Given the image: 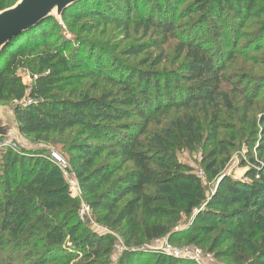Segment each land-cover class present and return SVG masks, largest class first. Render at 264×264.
<instances>
[{
  "label": "trees",
  "instance_id": "obj_1",
  "mask_svg": "<svg viewBox=\"0 0 264 264\" xmlns=\"http://www.w3.org/2000/svg\"><path fill=\"white\" fill-rule=\"evenodd\" d=\"M16 2L1 0L0 10ZM174 11L159 0H81L62 21L86 32L115 25L129 36L133 26L144 31L143 38L152 31L159 35L125 48L127 58L159 49L161 36L176 38L177 56L184 58L180 70L159 68L163 49L159 58L146 56L132 65L106 60L76 33L81 43L71 50L68 42L59 47L51 39L53 17L18 34L0 53V105L17 102L15 115L27 140L48 144L54 135L73 130L88 139L68 149L77 198L66 194L58 165L43 150L0 148L2 250L26 248L21 254L26 264H108L119 233L133 246L125 255L129 264H190L144 249L164 237L178 245L208 244L232 264H264V117L257 133L259 160L251 159L246 177L252 181L246 183L223 174L235 137H221L217 114L206 130L197 116L218 110L219 100L229 113L237 110L223 85L231 82L229 62L236 60L245 30L263 24L256 30L257 36L264 34V0H192L187 16ZM21 68L37 76L30 86L23 83ZM244 98L239 111L247 122L257 96ZM169 117L168 126L153 129ZM198 147H204L201 167L208 179L219 181L209 200L186 202L184 190L203 186L178 153ZM81 200L109 232L89 230L79 217ZM183 215L191 221L176 230ZM33 254L38 258L31 259Z\"/></svg>",
  "mask_w": 264,
  "mask_h": 264
},
{
  "label": "rangeland",
  "instance_id": "obj_2",
  "mask_svg": "<svg viewBox=\"0 0 264 264\" xmlns=\"http://www.w3.org/2000/svg\"><path fill=\"white\" fill-rule=\"evenodd\" d=\"M1 1V0H0ZM18 1V0H17ZM161 3L167 5H174L177 15L187 16V10L191 5V1L187 0H159ZM194 15V14H193ZM192 15V16H193ZM195 16V15H194ZM56 20V23L52 24L51 29V39H54L58 42L59 47L66 42L70 43L69 50H71L72 45L74 46L78 43H81L80 39L84 41L87 45H92L95 48V51H99L101 55L108 61H120L126 62L130 61L132 65L138 64V61L146 56H151L152 59L159 58L160 49H163V60L159 68H166L168 70H180L184 62V58H179L177 56L176 48L178 40L176 38L166 39L164 36L160 37L161 47L158 49L150 48L149 52L139 56L138 58L132 57L127 58L122 54V51L128 46L141 42H150L151 38H155L159 35L155 32H150L149 36L143 38V30L139 33L135 32L134 26L133 30L129 36V33L124 31L121 28L116 27L115 25L107 26L106 28H100L97 31L86 32L78 27H73L68 25V22H63L62 19L53 17ZM177 18H180L177 17ZM186 22H183L182 26ZM263 24L254 25L255 28L245 30L247 36H244L241 41L244 42L242 46L239 47V52L237 58L231 64V69L229 70L228 75L230 77V83L224 84L223 88L228 92L229 97L234 100V106L237 107L235 112H228V108L224 103L219 100V109H211L209 113L202 111L197 112V116L202 127L206 130L209 126V123L216 118L221 124V137L226 140H231L235 137L233 145L230 146V161L226 168L223 170L224 175L231 176L234 179L242 180L243 182L249 183L252 180L246 177V172L252 168L251 159L259 160L258 152L256 150L260 135L257 134L260 132L259 121L264 117V34L262 37L257 36V30L262 27ZM188 28V27H187ZM256 30V31H255ZM76 33V34H75ZM251 33V34H248ZM206 39L211 40V32H206ZM238 35L236 34L235 37ZM75 39V40H74ZM248 39V40H247ZM262 45V46H261ZM229 51V50H228ZM112 63V62H111ZM113 64V63H112ZM151 66V65H148ZM19 75L22 78V81L25 85L30 86L35 79L32 77L30 71L27 68H21L19 70ZM94 81L88 82V87ZM103 86V85H101ZM106 89H110L109 86ZM251 94L257 96V105L254 108V111L251 112L247 122L244 120L243 113L239 111L246 105L245 95ZM26 101H24L25 103ZM17 102L15 100L10 101L2 106L9 107L11 109L15 108ZM180 115L181 113L173 112V116ZM161 124H155L153 129H161L168 126L167 119H162ZM159 126V127H158ZM87 136H81L78 130H73L64 135H54L51 143H33L28 140L29 143L38 146L33 148V150H43V156L50 158L54 163L58 165L59 171L63 178L65 179L68 189L66 194H69L70 198H77L80 195L78 180L76 178V172L72 167V162L70 160L68 149L74 143H82L87 141ZM96 140H91V143H95ZM204 147H198L195 151H190L184 149L178 153L179 161L192 167L193 173H195L202 181L203 189L198 191L195 187H189L184 190V196L186 202L190 199L197 198L202 203L205 200H209L215 192L218 181L208 179V176L205 174L204 170L201 167L202 153ZM65 195V194H64ZM56 197H62V194H58ZM67 199V198H66ZM82 201V200H81ZM69 202L66 203V206ZM86 204L82 201L81 209L79 212L80 219L88 225L89 230H94L99 233L109 232L108 228L98 225L93 216L92 212L90 214H84L82 216L83 208ZM201 205V204H200ZM87 215V216H85ZM191 221V216L187 217L186 215L182 216L181 222L176 227V230L181 229L184 225H188ZM116 237V243L114 250L111 256L108 258V264H129L130 261L125 257L127 250L131 247L126 243L125 239L119 233H114ZM166 238L161 240H155L153 242H148L145 245L144 249L150 251L151 254L154 253H163L159 248L161 244L165 241ZM172 244V243H171ZM174 248L184 249L188 244H172ZM208 244L198 246L193 245L192 250L198 252L200 255L201 261L208 264H232L230 260L226 258L217 257L215 253L209 251ZM0 242V264H6L7 259L13 261V264H26L24 262V257L21 256L24 252H27L26 248H17L14 246H5L4 249H1ZM66 247H71V244L68 243ZM197 247V248H196ZM225 249V247L221 248ZM148 254V253H146ZM164 254V253H163ZM174 257H178L173 255ZM38 255L33 254L31 259H37ZM125 259V262H124ZM190 260V264H197L194 260ZM79 260L74 261L77 263ZM155 261V260H153Z\"/></svg>",
  "mask_w": 264,
  "mask_h": 264
},
{
  "label": "water",
  "instance_id": "obj_3",
  "mask_svg": "<svg viewBox=\"0 0 264 264\" xmlns=\"http://www.w3.org/2000/svg\"><path fill=\"white\" fill-rule=\"evenodd\" d=\"M81 0H18L13 6L0 10V53L18 34L25 32L44 19H62L64 12ZM14 141L22 150L38 146L21 134L15 109L0 105V139Z\"/></svg>",
  "mask_w": 264,
  "mask_h": 264
},
{
  "label": "built area",
  "instance_id": "obj_4",
  "mask_svg": "<svg viewBox=\"0 0 264 264\" xmlns=\"http://www.w3.org/2000/svg\"><path fill=\"white\" fill-rule=\"evenodd\" d=\"M36 77L37 76H34V78ZM7 146H11L14 150L20 149L19 145L16 144L14 141H11V140H5L3 142L0 141V148H4ZM90 212H91L90 208L87 205H85L82 211L83 213L82 216L84 214H90ZM164 238H166L165 241L161 244L159 248H157L160 251H162L164 254L172 255V256L175 255L181 258L191 259V260H194L197 264H208V263L201 261L200 255L198 254V252L191 249L193 245H188L184 249H177L173 247V245L170 243L167 237H164ZM161 239L162 238L157 239V240H161Z\"/></svg>",
  "mask_w": 264,
  "mask_h": 264
}]
</instances>
